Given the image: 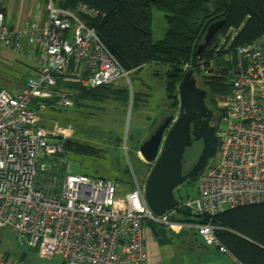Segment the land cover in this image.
I'll use <instances>...</instances> for the list:
<instances>
[{
    "label": "built area",
    "instance_id": "built-area-1",
    "mask_svg": "<svg viewBox=\"0 0 264 264\" xmlns=\"http://www.w3.org/2000/svg\"><path fill=\"white\" fill-rule=\"evenodd\" d=\"M43 4L41 24L26 20L8 26L0 13V50L31 64V75L17 91L0 90V229L39 259L57 257L63 264H140L147 257V223L173 233L192 229L209 250L231 258L215 235L218 228L173 222V211L155 216L144 200L145 181L132 171L133 189L125 193L113 181L71 172L66 142L92 143L94 137L102 146L110 137L101 140L61 122L45 128L38 125V114L73 107L81 89L129 82L128 72L84 21L57 0ZM79 10L97 15L85 6ZM209 53L207 69L200 57L178 67L186 72L197 66L210 74L216 64L228 78V91L216 100V153L198 174L195 195L178 200L177 208L204 217L264 203V37L243 47L222 38ZM118 146L125 152L126 138ZM0 264H14V258L1 256Z\"/></svg>",
    "mask_w": 264,
    "mask_h": 264
},
{
    "label": "trees",
    "instance_id": "trees-1",
    "mask_svg": "<svg viewBox=\"0 0 264 264\" xmlns=\"http://www.w3.org/2000/svg\"><path fill=\"white\" fill-rule=\"evenodd\" d=\"M57 3L60 8L74 13L87 27L94 30L98 39L124 71H139L151 64L165 65L162 80L169 108L172 110L177 109V86L185 74L178 67L194 62L195 58L200 57L207 69L208 59L211 57L209 50L222 38L229 40L231 47H243L264 37V0H57ZM80 6H85L97 15L80 12ZM152 9L160 12L165 22L164 35L159 41L152 39ZM219 21L222 23L216 33L204 44L200 53L196 54L198 46L203 44L206 28ZM217 66L215 64L210 74H205V71L197 66L189 68L190 80H200L215 107L216 100L228 91V78L224 70ZM29 73L22 78L30 76ZM69 73L71 69L65 74ZM58 86L76 88L75 84L66 82H59ZM79 91L73 98L78 122L85 117L83 108L87 103L112 100L125 107L130 97L126 86L113 84ZM136 95L139 94H133L131 97L132 107L135 106L136 100H139ZM76 119H70L68 123L77 122ZM140 144L138 140L137 145ZM64 152L73 161H79L81 158L102 159L104 153L100 146L87 142H66ZM146 169L142 182L146 181L149 173L147 165ZM182 170L185 173L189 168L186 170L183 167ZM79 174L92 179L109 180L96 171H80ZM124 174L127 180L121 181L120 186L129 192L133 189L131 175L127 169ZM196 179L189 182H196ZM193 196L184 195L176 199ZM170 220L183 224L208 223L218 228L216 237L238 264H264V203L226 210L213 217L191 216L189 211L180 207L173 210ZM146 227L160 248L167 245L187 247L190 237L191 243L197 240L203 248L209 250L192 229L173 233L160 224L147 223Z\"/></svg>",
    "mask_w": 264,
    "mask_h": 264
},
{
    "label": "rangeland",
    "instance_id": "rangeland-1",
    "mask_svg": "<svg viewBox=\"0 0 264 264\" xmlns=\"http://www.w3.org/2000/svg\"><path fill=\"white\" fill-rule=\"evenodd\" d=\"M151 15V34L153 41H159L163 38L165 31V22L162 14L154 9L150 11ZM0 90L9 92L17 91L23 84L22 78L29 70L31 64L21 56L15 55L10 51H0ZM14 56V57H12ZM165 65L151 64L144 66L139 71L128 72L129 82L125 79H119L113 86H126L129 90V102L125 107L112 100H106L102 103L85 104L83 112L85 117L79 118L74 107L55 108L42 111L38 114L41 120L39 126L52 128L54 122L62 124L76 125L85 129L86 132L95 137H110L102 146L103 158H81L79 161L71 160L70 170L73 174L80 171L91 173L96 171L99 175L116 183L119 191L127 192L120 186L121 181L127 180L124 170L131 171L142 182L146 175V165L143 164L137 155L139 145L137 141L146 140L170 113L176 110L169 108L166 98L162 74ZM30 74V73H29ZM22 81V82H21ZM133 94L138 97L136 104L132 107L131 97ZM219 113V112H218ZM67 118V119H66ZM77 122L68 123L70 119ZM66 119V120H65ZM87 126H84V125ZM126 138V151L124 152L118 146L119 139ZM103 140V139H101ZM89 141L96 142L93 137ZM92 144H95L93 143ZM96 145V144H95ZM200 144L196 143L184 153L186 170L191 167L199 153ZM211 161V159L209 160ZM81 167V169H80ZM132 180V178H131ZM196 192V182H185L173 191L174 197L189 195L193 196ZM24 253L25 258L19 262L20 255ZM14 258V264H61L62 262L53 257L50 260H42L37 257L34 250L22 249L15 241L13 234L7 229H0V257ZM141 262L140 264H143Z\"/></svg>",
    "mask_w": 264,
    "mask_h": 264
},
{
    "label": "water",
    "instance_id": "water-1",
    "mask_svg": "<svg viewBox=\"0 0 264 264\" xmlns=\"http://www.w3.org/2000/svg\"><path fill=\"white\" fill-rule=\"evenodd\" d=\"M221 23L214 22L206 28L203 44L198 46L196 54L200 53ZM190 77L191 73L187 70L177 86L180 100L177 117L167 116L138 148L140 160L152 165L145 181L144 200L149 210L158 217L177 209L178 200L174 197L173 191L185 182L196 179L208 160L216 153L218 140L214 136V130L208 129L206 123L201 128L197 127V123L194 122L195 115L192 116L185 108L183 84L187 83ZM198 141L202 143L201 152L193 166L183 173L185 150L192 146V142ZM24 258L25 254L22 253L19 262Z\"/></svg>",
    "mask_w": 264,
    "mask_h": 264
},
{
    "label": "crops",
    "instance_id": "crops-1",
    "mask_svg": "<svg viewBox=\"0 0 264 264\" xmlns=\"http://www.w3.org/2000/svg\"><path fill=\"white\" fill-rule=\"evenodd\" d=\"M0 13L8 26H18L26 20L41 24L46 18L43 0H0ZM0 54L8 58L6 54ZM144 238L147 257L143 264H238L227 256L203 248L197 240L191 243L190 237L187 247L167 245L160 248L145 226Z\"/></svg>",
    "mask_w": 264,
    "mask_h": 264
},
{
    "label": "flooded vegetation",
    "instance_id": "flooded-vegetation-1",
    "mask_svg": "<svg viewBox=\"0 0 264 264\" xmlns=\"http://www.w3.org/2000/svg\"><path fill=\"white\" fill-rule=\"evenodd\" d=\"M183 85H184V94H185V96H184L185 97V99H184L185 108L187 109V111L190 114H192V116H193V114L195 115L194 122L197 123L196 126L201 128L202 125H204L206 123L207 128L210 130L211 129L214 130V136H216L215 133H216V128L218 126V121H219L218 111H217V106L216 107L214 106V103L212 102L208 91L204 88V85L198 79H191V80L187 81V83L185 82ZM179 111H180V100H179V96H178V106L176 109V113L174 111L173 113H170L168 116L173 115L174 117H177ZM166 130L164 132V136L166 134ZM196 143L200 144V146H201L200 152H201V149H202L201 141L192 142V146L195 145ZM217 145H218V142H217ZM216 150H217V148H216ZM183 162L184 163H183L182 169H183V167H184V169H186L184 166L185 165L184 159H183ZM146 165L149 167V170H150L152 165L151 164H146ZM191 167H189V169ZM146 178H147V176H146ZM146 178H145V180H146Z\"/></svg>",
    "mask_w": 264,
    "mask_h": 264
}]
</instances>
